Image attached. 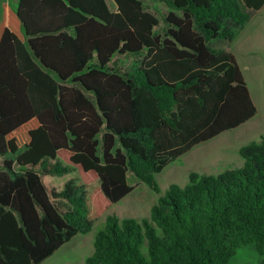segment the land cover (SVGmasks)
I'll return each instance as SVG.
<instances>
[{"label":"trees","instance_id":"1","mask_svg":"<svg viewBox=\"0 0 264 264\" xmlns=\"http://www.w3.org/2000/svg\"><path fill=\"white\" fill-rule=\"evenodd\" d=\"M112 2L3 5L0 264H43L132 191L128 172L159 193L166 166L256 115L234 55L210 43H232L264 0H165L163 34L142 0ZM115 54L135 66L110 68ZM238 154L239 168L169 185L148 218L107 216L83 264H229L246 245L262 256L264 140ZM38 165L78 172L82 186L58 194L66 210Z\"/></svg>","mask_w":264,"mask_h":264},{"label":"rangeland","instance_id":"2","mask_svg":"<svg viewBox=\"0 0 264 264\" xmlns=\"http://www.w3.org/2000/svg\"><path fill=\"white\" fill-rule=\"evenodd\" d=\"M107 2L111 10H115L112 0H107ZM142 2L158 20L155 31L163 34L166 25L164 18L169 11L165 0H142ZM11 3L14 5V0H11ZM210 46L216 49L225 48L232 52L257 109L256 115L240 127L195 146L166 166L156 176V182L160 188L159 193L152 191L133 173L128 172L126 180L132 187V191L113 204L94 223L90 232L73 237L43 264H83L85 259L92 254L94 237L98 231L103 229L107 216L114 215L120 220L133 218L138 221L148 218L151 208L158 203L160 197L165 195L169 185L176 184L181 187L187 185L191 172L218 175L225 170L239 168L243 165V160L238 154V149L250 142L264 140V6L251 16L245 28L238 33L232 43L217 39L211 41ZM135 60L136 57L131 54H115L108 66L116 71L126 72L135 66ZM93 62H96L95 58ZM4 158H11V156L0 157V169ZM50 163L54 164L55 161L50 160ZM34 169L41 171L40 165ZM40 179L51 200L62 210L67 209V202L58 194L65 185L73 182L76 186H82L78 172L72 168L60 174H46L41 171ZM89 189L88 186L82 188L86 194ZM238 251L240 255L236 253L229 264H264V254L258 255L253 245L242 246Z\"/></svg>","mask_w":264,"mask_h":264},{"label":"crops","instance_id":"3","mask_svg":"<svg viewBox=\"0 0 264 264\" xmlns=\"http://www.w3.org/2000/svg\"><path fill=\"white\" fill-rule=\"evenodd\" d=\"M4 4H7L11 8L15 9L18 4V0H14V5H12L11 0H0V22L2 20V11H3Z\"/></svg>","mask_w":264,"mask_h":264},{"label":"clouds","instance_id":"4","mask_svg":"<svg viewBox=\"0 0 264 264\" xmlns=\"http://www.w3.org/2000/svg\"><path fill=\"white\" fill-rule=\"evenodd\" d=\"M237 255H238V256L240 255V252H239V251L237 252Z\"/></svg>","mask_w":264,"mask_h":264}]
</instances>
